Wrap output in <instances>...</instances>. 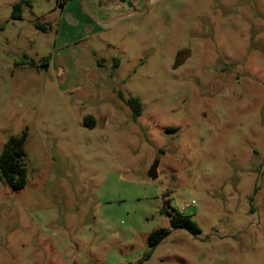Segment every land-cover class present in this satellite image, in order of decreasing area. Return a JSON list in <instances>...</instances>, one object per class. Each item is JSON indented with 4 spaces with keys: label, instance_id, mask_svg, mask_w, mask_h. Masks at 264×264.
Here are the masks:
<instances>
[{
    "label": "rangeland",
    "instance_id": "rangeland-1",
    "mask_svg": "<svg viewBox=\"0 0 264 264\" xmlns=\"http://www.w3.org/2000/svg\"><path fill=\"white\" fill-rule=\"evenodd\" d=\"M18 1L0 0V151L26 133V183L0 179V264H264V0H115L71 25L82 0L16 19Z\"/></svg>",
    "mask_w": 264,
    "mask_h": 264
},
{
    "label": "trees",
    "instance_id": "trees-1",
    "mask_svg": "<svg viewBox=\"0 0 264 264\" xmlns=\"http://www.w3.org/2000/svg\"><path fill=\"white\" fill-rule=\"evenodd\" d=\"M26 0H19L13 5V18H20V10ZM35 27L40 30H45V26L36 22ZM118 60H115L117 65ZM48 62V57L41 60V65L45 66ZM99 65L100 61L97 60ZM126 103L132 110V117L136 118L141 114V104L138 98L130 97ZM84 126L93 127L95 118L92 115H86L83 119ZM26 133L22 132L18 136H10L4 142L0 151V179H2L10 188L21 189L26 183V168L24 158L26 155L24 141ZM163 213L169 216L170 227L172 229H184L193 236H197L200 232L199 227L188 215H185L177 210H162ZM170 229L159 227L151 231L148 235L150 250L158 245L162 240L170 234ZM149 255V252L146 256Z\"/></svg>",
    "mask_w": 264,
    "mask_h": 264
},
{
    "label": "crops",
    "instance_id": "crops-1",
    "mask_svg": "<svg viewBox=\"0 0 264 264\" xmlns=\"http://www.w3.org/2000/svg\"><path fill=\"white\" fill-rule=\"evenodd\" d=\"M120 1H123V0H120ZM111 2H116L115 0H108V1H106V0H94V2H92L91 4L89 3V2H87V3H85V1L84 0H82V4H81V9H80V12H79V14H78V16H75V15H72V14H70V16L68 15V17L71 19V20H74V22L76 21V23L78 24V21H80L81 19H80V17H79V15L81 16V18H83V21L84 20H87V21H85L84 22V24H87V23H92V22H96V21H98V20H100V18L98 17V14L100 15V11L102 10L103 12L107 9L108 11H110V12H112V16L111 17H113V18H115V17H119V16H122V15H115L116 13L117 14H122V11L121 10H117L116 8H115V5H113V3H111ZM90 5L92 6V8H93V10H91V11H89V9H90ZM110 5H112V6H114L113 7V9L112 10H110L109 9V6ZM60 6H62V12H64L65 11V8H66V4H65V2H63V5H62V3H60ZM72 8V7H71ZM83 10V11H82ZM131 11V10H130ZM126 13H128V9L126 10ZM63 14V13H62ZM88 14V15H87ZM85 18H84V17ZM111 17H109V18H111ZM75 18V19H74ZM93 19V20H92ZM62 22V20H60L59 19V23H58V25H59V27H60V23ZM66 22V21H65ZM70 25H71V22H70ZM59 27H58V29H57V34H58V32H59ZM69 27V26H68ZM59 35V34H58ZM49 61V60H48ZM48 63V62H47ZM94 65V67L95 66H97L96 65V63H93V64H91L89 67H92Z\"/></svg>",
    "mask_w": 264,
    "mask_h": 264
},
{
    "label": "water",
    "instance_id": "water-1",
    "mask_svg": "<svg viewBox=\"0 0 264 264\" xmlns=\"http://www.w3.org/2000/svg\"><path fill=\"white\" fill-rule=\"evenodd\" d=\"M67 19L69 20V22L73 23L74 20H71L68 16H67ZM156 166H157V163L155 162L149 169L148 171V176L151 178V179H156L158 177V173H157V170H156Z\"/></svg>",
    "mask_w": 264,
    "mask_h": 264
},
{
    "label": "built area",
    "instance_id": "built-area-1",
    "mask_svg": "<svg viewBox=\"0 0 264 264\" xmlns=\"http://www.w3.org/2000/svg\"><path fill=\"white\" fill-rule=\"evenodd\" d=\"M189 205H190L189 203H186L184 207H187V206H189Z\"/></svg>",
    "mask_w": 264,
    "mask_h": 264
}]
</instances>
